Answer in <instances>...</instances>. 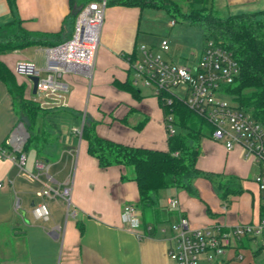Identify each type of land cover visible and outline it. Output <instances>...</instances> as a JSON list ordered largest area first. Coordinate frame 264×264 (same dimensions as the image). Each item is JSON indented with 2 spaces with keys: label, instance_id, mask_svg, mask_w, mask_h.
<instances>
[{
  "label": "crops",
  "instance_id": "1",
  "mask_svg": "<svg viewBox=\"0 0 264 264\" xmlns=\"http://www.w3.org/2000/svg\"><path fill=\"white\" fill-rule=\"evenodd\" d=\"M78 3L71 9L68 0H15V10L11 11L8 1L0 0V26L15 16L29 31L51 34L63 27L70 33L74 25L70 20L72 10L82 5ZM210 6L220 17H226L264 10V0H211ZM141 10L106 6L91 74L89 77L76 72L62 75L61 79L70 84V91L59 102L44 104L37 95H32L26 78L15 76L18 83H25V98L39 100L45 108L56 109L63 118L68 114L81 116L77 125L68 127L60 121L57 131L49 128L48 133L53 132L55 140L44 149L48 158L42 160L48 175L70 188L75 217L66 218L67 211L61 201L45 199L48 220L26 218L28 203L42 201L35 193L46 182L45 176L41 175L38 181L27 180L18 174L11 161L0 159V264H56V260L57 264H175L168 257L171 234L163 228L165 223L174 224L182 216L190 227L199 228L256 223L262 218L264 196L253 181L257 165L251 156L246 157L241 146L235 145L227 151L224 143L214 141L210 133L198 141L195 163V168L207 177L192 173L186 178L187 184L159 190L152 195L155 203L148 211L137 206L138 192L132 174L129 176L127 170L115 165L101 169L87 153L86 142L81 139L85 118L94 124L91 127L99 137L134 147L167 149L168 134L157 99L141 89L140 98L136 99L112 85L113 80L132 79L125 56L139 50ZM3 37L0 33V40ZM50 52L55 53V47H27L2 53L0 60L12 73L16 62H31L44 76ZM199 57L200 54L193 64ZM91 77L92 88L100 100L90 113H82L90 82L87 80ZM18 123L14 103L0 81V146ZM74 129L80 130V134ZM35 160L39 159L34 154L27 170L34 171ZM122 175L129 177L122 180ZM97 183L99 191L95 192ZM15 196L20 200L18 211L14 210ZM172 197L177 200V208L167 210L162 216L160 201L166 198L167 205V199ZM127 205L139 215L141 224L137 232L142 238H137L122 222L121 214ZM56 226L60 231L52 234ZM256 241L242 240L213 263L264 264V248ZM238 254L242 259L237 258ZM211 263L202 259L201 264Z\"/></svg>",
  "mask_w": 264,
  "mask_h": 264
},
{
  "label": "built area",
  "instance_id": "2",
  "mask_svg": "<svg viewBox=\"0 0 264 264\" xmlns=\"http://www.w3.org/2000/svg\"><path fill=\"white\" fill-rule=\"evenodd\" d=\"M105 8L106 0L90 1L80 6L70 38L55 47V53L50 52L48 55L44 69L46 75L42 76V70L31 62L18 61L14 64L15 76L38 78L36 95L44 104L57 103L69 93L70 84L61 79L62 75L76 72L90 76ZM174 24V20L169 23L171 27ZM159 49L162 53L168 51L166 39L160 41ZM125 60L129 72L133 74L131 81L135 87L148 90L155 98L163 94L174 95V90L182 89L185 97L181 100L206 120L214 141L223 142L227 151L235 145L241 146L246 157L251 156L257 165L258 172L253 181L264 196V121L254 119L236 105L216 100L217 96L226 95L225 88L232 85L238 75V65L228 50L212 39H207L198 61L190 66L169 62L160 55H154L145 46L139 48L135 54L125 56ZM162 98L167 101L166 96ZM164 124L167 134L172 135L175 132L172 117L164 116ZM74 132L80 134L78 129H74ZM27 138L28 134L19 122L9 132L3 146H0V159L11 161L18 174L27 180L38 181L41 175L45 176L46 182L35 193L42 201L31 207L34 219L45 222L49 213L43 200L60 199L68 206L70 188L55 182L48 175L46 164L40 160L34 161L33 172L25 169L26 154L23 146ZM177 205L175 198L167 199L168 210L176 209ZM19 208L20 200L15 196L14 210L18 211ZM71 217H75L74 210ZM121 219L137 238L143 237L137 232L141 222L132 206L123 208ZM59 231L60 227L56 226L51 233L57 234ZM171 231L168 257L175 264H201L202 259L215 262L246 239L259 240L264 248V216L256 223L199 228L190 227L188 220L179 216L171 225ZM237 258L242 259V256L238 254Z\"/></svg>",
  "mask_w": 264,
  "mask_h": 264
},
{
  "label": "trees",
  "instance_id": "3",
  "mask_svg": "<svg viewBox=\"0 0 264 264\" xmlns=\"http://www.w3.org/2000/svg\"><path fill=\"white\" fill-rule=\"evenodd\" d=\"M7 1L10 10L14 11L15 0ZM90 1L81 0L82 5ZM68 3L72 9L78 2L68 0ZM108 5L140 9L162 8L168 13L169 7H176L174 11L177 14L192 20V25L201 28L205 40L212 39L232 54L238 65V75L234 83L224 91L239 110L250 114L256 120L264 121V10L220 17L210 6L211 0H190L187 13H181L170 0H160V3L152 0H106V6ZM75 18L76 15L70 17L71 23H74ZM22 23L21 19L13 16L12 20L0 26V33L4 34L0 40V54L27 47H57L71 35V32L67 33L63 27L59 32L51 34L29 31ZM0 81L6 86L12 102L21 104L20 108L27 123L24 125V119L21 117L18 121L24 125L25 130L28 128L31 131L37 119H41L48 128L56 131L60 121L68 127L80 123V115L68 114L63 118L56 109L41 108L34 99L31 100L30 106H26L25 83H18L15 75L1 60ZM112 85L117 90L129 93L133 98H140V89L135 87L131 80H113ZM162 96H166L167 101H164ZM162 96L156 98L158 106L164 116L172 117L173 124L179 129L178 132L167 136L165 151L129 146L99 137L91 127L94 124H90L87 118L84 119L81 129V139L86 142L87 153L96 159L101 169L113 165L131 169L132 180L138 192L139 209L153 208L155 202L152 195L161 189L181 186L184 176L189 172L207 177L195 168V163L199 155L198 141L205 136L202 128L205 127L210 132L209 125L180 98L171 94ZM123 120L125 121V117ZM139 128L140 125L137 126V129ZM39 136L37 129L33 137L28 135L23 152L27 154L34 151L35 157L42 161L48 157L35 147L29 148V144ZM121 179L125 180L126 176L122 175Z\"/></svg>",
  "mask_w": 264,
  "mask_h": 264
},
{
  "label": "rangeland",
  "instance_id": "4",
  "mask_svg": "<svg viewBox=\"0 0 264 264\" xmlns=\"http://www.w3.org/2000/svg\"><path fill=\"white\" fill-rule=\"evenodd\" d=\"M152 1L156 3H160V0H152ZM170 1L176 4V6L179 8L181 13L188 12L189 9L188 3L190 0H170ZM79 3H81V1H79ZM169 8H170V13H168L166 10L162 8H150V7L142 8L140 14V26H139L140 42H138L139 44L137 46L138 48L145 46L146 48L151 49L154 55H160L162 56V58L166 59L167 61L175 63L177 65H185V66L193 65V63L197 60L199 54H201L205 46L206 40L203 38L201 28L198 25H192L190 23L192 22V20H189L187 18L182 17L180 14H177L174 11L176 7L174 8L169 7ZM171 20L175 21V25L172 27L169 25ZM162 39H166L168 41L169 49L165 53H162V51L159 49V44ZM132 77L133 74L132 72H130L129 78L131 79ZM87 82H89V85H87L86 96L81 110L82 113L84 112L90 113L92 111L93 105H95L100 100L98 94H96L92 88L93 86L92 77L89 78ZM141 91L145 92L148 90L141 88ZM173 93L180 99L181 98L183 99L185 97L182 89H176L173 91ZM31 100L32 98L25 99L24 103L26 104V106H30L32 102ZM216 100H223L228 102L229 104L235 105V103L231 100V98L228 95H219L217 96ZM37 103L41 108H45V106L40 105L39 101H37ZM20 106H21L20 103L18 102L14 103V109L18 118L21 117V119H24L23 124L26 125L27 122L23 116ZM35 129L38 130V134L40 133V136L34 139V141L29 144V148L35 147L43 153L48 143L55 140V135H53V132L52 135L49 134L50 129L48 128V125L45 122H43L41 119H37L35 121V126L33 127V129L30 131L27 128L26 132L28 135L33 137ZM173 129L175 132L179 131V129L175 125L173 126ZM208 132L209 131L207 128L205 127L202 128V133L204 135H207ZM33 160H34V153L32 151L27 152L26 166H25L26 170L32 164ZM125 170L128 171L129 176L132 174V171L129 167H126ZM191 174L192 172H189L184 176L183 183L187 184L186 178H188ZM129 176H127L126 178H128ZM98 191H99V184L97 183L95 192ZM30 200H33V198H31ZM55 200L61 201V203L65 205L64 207L66 208L67 211L66 218L71 220L72 219L71 213L73 210H75L73 208L72 203L70 202V204L67 206V204L64 201L60 199H55ZM165 202H166V198L160 201V206H161L160 210L162 216H164L166 214V211L168 210ZM29 204L30 202L28 203L29 212H26L25 217L33 220V217L30 213L31 207ZM148 210H149L148 208L145 209V211ZM148 221H151V217L148 218ZM172 224L173 222H171V224L169 225L165 223V225L163 226V228L167 231L168 235L172 234L171 231ZM256 243L260 244L261 242L257 240ZM57 262L58 260H56V264ZM211 264L214 263L212 262Z\"/></svg>",
  "mask_w": 264,
  "mask_h": 264
},
{
  "label": "water",
  "instance_id": "5",
  "mask_svg": "<svg viewBox=\"0 0 264 264\" xmlns=\"http://www.w3.org/2000/svg\"><path fill=\"white\" fill-rule=\"evenodd\" d=\"M78 10H79V8L75 7L72 10V15H76L78 13ZM26 79L31 84V93H32V95H36L38 78L37 77H28ZM30 206L31 207L33 206V202L31 203Z\"/></svg>",
  "mask_w": 264,
  "mask_h": 264
}]
</instances>
